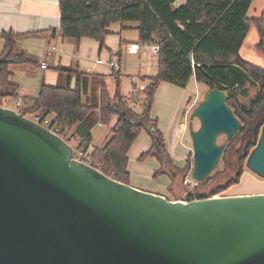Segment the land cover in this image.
Returning <instances> with one entry per match:
<instances>
[{"label": "water", "instance_id": "1", "mask_svg": "<svg viewBox=\"0 0 264 264\" xmlns=\"http://www.w3.org/2000/svg\"><path fill=\"white\" fill-rule=\"evenodd\" d=\"M228 97L212 88L191 115L199 183L242 128ZM254 132L246 167L264 179V125ZM0 264H264V193L172 200L74 158L64 138L0 105Z\"/></svg>", "mask_w": 264, "mask_h": 264}, {"label": "trees", "instance_id": "2", "mask_svg": "<svg viewBox=\"0 0 264 264\" xmlns=\"http://www.w3.org/2000/svg\"><path fill=\"white\" fill-rule=\"evenodd\" d=\"M253 1L59 0L60 32L65 39L75 42L76 51L82 38L95 39L104 46L113 24L137 22L138 44H157L160 47L157 74L144 77L149 84L143 93L144 108L141 113L135 112L124 102L119 92L120 71L115 73L118 81L115 95L111 96L103 83L101 101L95 104L84 102L85 89L80 84L83 72L78 68L66 67L59 68L60 71L69 72L66 84H44L34 106L20 112L24 115L41 114V118L54 112L56 116L52 124L66 132L90 118L96 110L100 111L99 118L104 124H110L113 117L118 115L110 139L103 147H96L86 154L85 159L107 175L129 183L128 152L139 133L146 129L154 146L141 157L157 155L162 167L155 176L162 173L170 175L168 170L175 165H172L165 148L157 121L150 118L155 92L161 82L186 88L194 77L198 83L207 84L208 90L216 87L227 90V102L242 122L241 130L229 142L231 146L240 138L242 147L238 153L234 152L237 165L234 176L227 182V188L239 184L247 169L245 153L250 152L257 143L258 135L254 129L264 125V66L247 61L241 54L253 26L259 29L261 35L256 47L264 54V10L260 17H249ZM1 37L5 40V47L0 52V105H4V99L15 96L18 90V84L13 81L12 65L35 61L25 53L18 52L17 33L6 32ZM74 77L76 82L73 87ZM251 82L259 84L260 90L249 104L242 103L237 97V89ZM157 141L161 142L160 152L155 148ZM206 196L201 194L199 198ZM188 197L192 199L193 194Z\"/></svg>", "mask_w": 264, "mask_h": 264}, {"label": "crops", "instance_id": "3", "mask_svg": "<svg viewBox=\"0 0 264 264\" xmlns=\"http://www.w3.org/2000/svg\"><path fill=\"white\" fill-rule=\"evenodd\" d=\"M60 26L59 0H0V52L5 47V40L1 35L6 32H14L18 34V52L25 53L35 61L12 65L13 81L18 84V90L15 96L6 98L5 103H13L14 106L4 104L5 107L13 108L18 112L22 109L32 108L44 84H66L69 72L60 71V67L78 68L83 72L80 84L85 89L84 102L98 104L101 101L103 83L106 84L111 96L115 95L117 89L116 72L110 66L112 60L117 61L120 65L119 92L123 99L124 97L134 99L132 93L135 89H140L141 92L138 96H143L149 83V80L144 77L156 75L157 68L149 72L143 68V57L140 54L129 52L130 45L138 44L137 22L113 24L106 37V47L101 46L100 42L95 39L82 38L77 51L75 42L62 36ZM54 31L55 34H53ZM102 54H104L103 58L107 59L105 64L99 59ZM131 55L137 57L131 58L129 57ZM97 56L99 57L97 58ZM44 62L47 64L46 68L41 66ZM123 68L124 73L122 72ZM155 71L156 73H154ZM125 81H128L127 85ZM198 84L194 77L186 88L161 82L155 92L150 118L157 121L165 148L172 159V165L177 167H180V162H184L183 166H185L187 160V131L184 126V112L188 102L187 98L191 92L197 90ZM135 112L141 113L142 110ZM50 114L52 119L56 116L54 112ZM31 115L36 116L32 113H28L26 116L31 118ZM97 116H100L99 110H96L90 118L73 127L75 134L82 138V143L79 146L84 148L86 154L87 152L91 153L96 147H103L111 137V131L105 134L94 123H91ZM118 118L119 116L115 115L111 122L114 121L115 124ZM99 124L102 122L100 121ZM80 133H83L85 137ZM84 139L89 141L90 151L87 146L84 147ZM153 146L154 141L151 135L146 129H143L128 152L129 184L170 199L169 193L174 185V178L167 173L155 176L156 171L162 167V162L157 155L141 157ZM160 148L162 149L161 145ZM248 171V169L245 170L242 178L249 175ZM248 177L250 178V176ZM253 183L258 184V182ZM254 193H264V191L240 192L237 189L231 195Z\"/></svg>", "mask_w": 264, "mask_h": 264}, {"label": "rangeland", "instance_id": "4", "mask_svg": "<svg viewBox=\"0 0 264 264\" xmlns=\"http://www.w3.org/2000/svg\"><path fill=\"white\" fill-rule=\"evenodd\" d=\"M264 7V0H254L252 3V7L249 11V17H260L263 11ZM130 23V22H126ZM133 23V22H132ZM136 23V22H134ZM261 41V35L260 32L258 31V28L256 26H253L248 37L245 40L244 46L242 48V55L244 59H246L249 62H252L254 64L264 66V54L260 52L257 49V44L260 43ZM105 47L106 42H105ZM99 56H97L98 58ZM104 54L99 58L101 59L105 64L107 63V59L103 58ZM129 57H134L136 58V55H131ZM98 60V59H97ZM124 73V68L122 70ZM156 73V71L154 72ZM128 81H125V84L127 85ZM149 84V83H148ZM115 85V82H114ZM208 85L205 83H199L197 86V90L191 92L189 97L187 98V106L185 108V114H184V126L187 131V160L185 162H180L181 165L180 167H175V166H170L169 168V173L170 175L174 178V185L170 189L169 197L172 200H181L185 197L190 196L193 194V198L199 197L201 194L205 195H211L213 196L214 194L218 193H224L226 195H231L235 193L238 189L240 192H258V191H264V179L258 177L256 174L251 172L250 170L248 171L250 178L248 176H245L242 178L239 184L232 185L227 188V182L228 180L234 176V168L237 165V155L236 149L241 148L240 141L237 139L235 143L231 146H229V142L227 143V147L225 149V153H223L221 160L219 162V165L217 169L203 182V183H198L195 189H189L183 185V179L187 175L189 179H194L192 177V171H193V145H192V139L190 136L189 132V125L191 122V115L194 111V109L201 103V101L205 98V95L208 91ZM260 90V85L259 84H254V83H247L245 87L237 89V97L239 98V101L245 104H249V102L255 97L257 92ZM124 102L128 103L127 105L133 109L134 111L137 110H143L144 108V96H139L134 99H129L124 97ZM6 106H11L13 107V103H5ZM96 111L93 112V114ZM92 114V115H93ZM48 117L52 119V115L48 114ZM31 118L34 119L35 116L31 115ZM193 125L195 129H198L200 127V121L198 118L193 119ZM96 125V127L99 128L101 132L108 133V131H111L112 127L115 125L114 121L111 122L110 124H99L100 123V118L99 116L95 117V119L91 122ZM80 135H83V133H80ZM75 131L74 128H71L67 130V141L74 147L75 150L78 149L79 144L75 140ZM236 136V135H235ZM85 137V136H84ZM218 144H223L227 142L226 136L221 135L219 136L217 140ZM89 141L84 139V147H88L89 151ZM92 147V146H91ZM156 147V146H155ZM157 149V148H156ZM158 150V149H157ZM160 152V150L158 151ZM88 154V152H87ZM226 154V157L225 155ZM225 157V158H224ZM189 160V161H188ZM251 180V181H250ZM258 182V184H254L253 182ZM222 187H226L224 190H221Z\"/></svg>", "mask_w": 264, "mask_h": 264}, {"label": "built area", "instance_id": "5", "mask_svg": "<svg viewBox=\"0 0 264 264\" xmlns=\"http://www.w3.org/2000/svg\"><path fill=\"white\" fill-rule=\"evenodd\" d=\"M159 50H160V47L157 44H143V45L142 44H135V45H130V48H129V52L140 54L143 57V61H142L143 68L148 70L149 72L153 71L158 66L157 57L159 54ZM41 66L43 68H46L47 64L44 62L41 64ZM110 66L112 67L113 71H115V72H118L120 69L119 63L117 61H114V60H112L110 62ZM140 92H141L140 89H135V90H133L132 96L134 98H137V97H139L138 95L140 94ZM6 101H7V99H5V102ZM2 106H4V105H2ZM34 120H36L37 122H39L43 126L49 128L52 132L58 134L59 136H61L62 138H64L67 141V139H66L67 132L64 131L61 127H59L55 124H52V119H50L48 117L41 118V114H37L35 116ZM75 140L78 144L82 143V138L79 135L75 136ZM85 155H86V153H85V150L83 147L78 146L77 150L74 149V158L81 160V161H85L88 164H91L89 161H87L85 159ZM182 183L185 187H187L189 189H195L199 182L196 181L195 179H189L186 175L184 177ZM224 195H226V194L218 193V194L213 195V196H224ZM206 197H212V196L207 195ZM206 197H203V198H206ZM194 199H199V197H195L192 199H190L189 197H185L181 200L188 201V200H194Z\"/></svg>", "mask_w": 264, "mask_h": 264}, {"label": "flooded vegetation", "instance_id": "6", "mask_svg": "<svg viewBox=\"0 0 264 264\" xmlns=\"http://www.w3.org/2000/svg\"><path fill=\"white\" fill-rule=\"evenodd\" d=\"M226 147H227V146H226ZM241 147H242V146H241ZM240 149H241V148H240V146H239V148L236 149V153H238V152L240 151Z\"/></svg>", "mask_w": 264, "mask_h": 264}]
</instances>
